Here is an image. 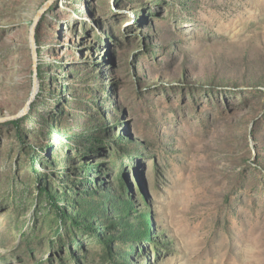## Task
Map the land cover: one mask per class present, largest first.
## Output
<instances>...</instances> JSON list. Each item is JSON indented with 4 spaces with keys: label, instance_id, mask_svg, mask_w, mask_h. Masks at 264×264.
<instances>
[{
    "label": "rangeland",
    "instance_id": "rangeland-1",
    "mask_svg": "<svg viewBox=\"0 0 264 264\" xmlns=\"http://www.w3.org/2000/svg\"><path fill=\"white\" fill-rule=\"evenodd\" d=\"M0 264H264V0H0Z\"/></svg>",
    "mask_w": 264,
    "mask_h": 264
},
{
    "label": "water",
    "instance_id": "water-1",
    "mask_svg": "<svg viewBox=\"0 0 264 264\" xmlns=\"http://www.w3.org/2000/svg\"><path fill=\"white\" fill-rule=\"evenodd\" d=\"M41 13H42V10H40L38 12V15L36 16L35 21H34V24H33V27H32V44H35L36 25L38 23V20L40 18Z\"/></svg>",
    "mask_w": 264,
    "mask_h": 264
}]
</instances>
